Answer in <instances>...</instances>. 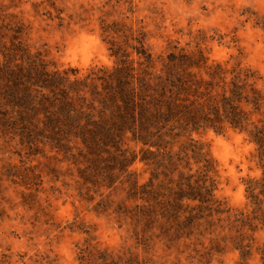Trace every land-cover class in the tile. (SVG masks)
Listing matches in <instances>:
<instances>
[{
	"label": "rangeland",
	"instance_id": "374dc122",
	"mask_svg": "<svg viewBox=\"0 0 264 264\" xmlns=\"http://www.w3.org/2000/svg\"><path fill=\"white\" fill-rule=\"evenodd\" d=\"M141 34L156 70L175 48L201 49L210 62H240L264 75V0H0V46L22 39L72 77L112 68L110 40L135 44ZM192 137L214 162L216 196L230 212L221 222L213 216L214 225L186 221L178 232L173 219L138 215L136 205L148 204L129 194L126 177L112 184L97 175L106 154L95 166L86 150L65 157L47 141L0 128V264H261L264 223L246 184L262 178L256 145L233 129ZM124 141L138 157L133 179L147 183L141 145Z\"/></svg>",
	"mask_w": 264,
	"mask_h": 264
},
{
	"label": "trees",
	"instance_id": "16d2710c",
	"mask_svg": "<svg viewBox=\"0 0 264 264\" xmlns=\"http://www.w3.org/2000/svg\"><path fill=\"white\" fill-rule=\"evenodd\" d=\"M113 30L104 28L105 33ZM135 41L110 40L115 65L84 76L72 71L73 77L22 39L0 46V128L29 143L47 141L65 157L74 158V148L79 154L86 150L95 166L106 154L104 171L97 175L112 184L115 177H126L129 194L148 204L136 205L138 215L173 219L178 232L186 221L214 225L213 216L221 222L230 212L216 196L214 162L192 134L209 129L246 133L262 168V178L247 180V192L261 211L255 218L264 223V75L240 62H210L201 49L175 48L156 70L144 35ZM125 138L141 145L139 159L151 169L145 184L133 179L130 167L138 157L124 147ZM237 248L247 254L242 243ZM260 254L264 264V244Z\"/></svg>",
	"mask_w": 264,
	"mask_h": 264
}]
</instances>
